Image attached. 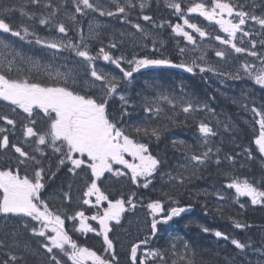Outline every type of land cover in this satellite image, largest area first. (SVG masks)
I'll use <instances>...</instances> for the list:
<instances>
[{
    "label": "snow or ice",
    "instance_id": "obj_1",
    "mask_svg": "<svg viewBox=\"0 0 264 264\" xmlns=\"http://www.w3.org/2000/svg\"><path fill=\"white\" fill-rule=\"evenodd\" d=\"M164 2L183 24L157 22L146 11L152 7V0H71V11L69 0H27L26 4L0 0V102L10 109V114H0V152L12 153L14 159V164L0 166V264H33L28 257L39 255L43 256L39 264H121L117 245L109 234L113 232V222L120 225L125 213L134 212L138 204L148 209L151 220L148 233L130 244L126 252L128 264H198L196 250L179 238V243L173 240L166 248L154 246L158 225L181 217L191 210V204H183L171 191H163L160 198L146 204L137 200L135 193L110 199L102 186L110 177H128L138 188L148 189L160 174L170 189H186L193 178L214 164L229 181L224 188L234 190V194L229 197L215 190L211 195L219 201L231 199L241 209L246 206L241 197L251 205L264 206V105L257 106L254 100L245 102L246 97L232 101L251 114V121L246 123L258 125V131L253 128L257 132L253 143L262 175L259 179H241L235 173L237 157L221 155V149L212 141L221 132L236 133L237 128L231 120H221L208 101L186 92L183 86L179 92L160 88L142 98L146 115L142 122L131 124L127 118L136 105L125 94L134 74L148 68L181 69L194 75L211 73L222 81L246 79L264 89V0H199L183 6L181 0ZM90 13L116 17L135 31H121L119 39L113 34L105 46L102 36L107 24L93 17L85 33L79 18ZM134 13L137 22L131 19ZM193 14L218 26L225 35L211 36L190 21ZM165 23L172 33L192 45L191 49L178 47L182 57L179 60L161 52L162 43L157 46L158 33L151 29L163 28ZM37 26L60 35H41ZM70 31L75 37L69 36ZM210 36L225 46L215 50L221 60L230 53L254 59L234 65L231 70L209 64L206 48L197 41ZM10 37L47 50L46 55L25 51ZM91 41L99 42L95 50ZM126 41L143 48L150 42L151 53L131 58L114 55L111 50ZM191 52H199V56L188 55ZM97 61L114 65L121 75L106 71ZM114 99L120 102L119 107L110 103ZM202 113L205 115L201 119L198 114ZM181 115L183 120H178ZM190 119L196 122L200 137L194 145L173 141L184 162L174 172L165 171L162 165L166 161L150 150V143L160 141L173 126H187ZM240 155L245 160L256 159L251 147L244 148ZM223 164L228 167L222 168ZM244 166L239 163L240 168ZM61 171L69 177L67 186L61 184L59 194L47 192V186ZM76 179L83 181V188L79 189L81 195L74 198ZM208 195L206 191L196 193L197 197ZM74 199L95 208L96 213L69 211ZM56 200H60L59 206L50 204ZM203 207L207 212V203ZM222 207L216 211L221 212ZM66 220L78 222V227L76 223L72 225L74 231L102 237V254L79 245L66 229ZM90 220L97 222L99 230ZM233 224L241 230L251 227L239 220H233ZM201 230L211 231L208 227ZM213 234L241 252L252 247L250 242H241L225 232L217 230ZM25 237L38 238V247L34 248ZM260 254L264 257V249Z\"/></svg>",
    "mask_w": 264,
    "mask_h": 264
},
{
    "label": "trees",
    "instance_id": "obj_2",
    "mask_svg": "<svg viewBox=\"0 0 264 264\" xmlns=\"http://www.w3.org/2000/svg\"><path fill=\"white\" fill-rule=\"evenodd\" d=\"M9 2L26 4L27 0H9ZM69 10H72L71 0H69ZM146 11L153 15L157 22L171 21L173 24H183V21L174 15L171 9L165 7V2H162V0H152V7L148 8ZM105 18L110 22V24H107L108 27L104 30V35L102 36L105 46L108 44L109 38L113 34H115L116 38L119 39V33L121 31H135L131 28V25L122 23L116 17ZM193 18L201 22H206L202 17H199L196 14H193L189 17L191 22ZM131 19L133 22H137L135 13ZM16 22H19V16L16 17ZM139 22L142 24L146 23L143 21ZM37 30L41 33V35L52 36V34L56 33L55 31L49 33L45 30V28L40 26H37ZM151 30L155 33H158L157 46L159 47L161 43L163 44V47L160 48V51L174 60H179L182 58L179 56L178 47L187 46L189 49L192 48V45L188 44L183 37L176 36L174 33H172L171 28L167 23H165L163 28ZM186 30L191 31L190 29ZM138 36L139 34H137V37ZM10 39L16 40L17 45L19 47H23L25 51L35 53L37 55H43V53H41V49H39L38 46L24 44L23 42L18 41L17 38L10 37ZM197 42L201 44V47L206 48V59L209 64L220 67L225 65L233 67L234 65H238L241 61L243 62L254 59L252 57H248L246 54L230 53L226 60L219 61V59L214 55L215 50L210 52L209 49H207L206 44L203 43V40L201 41L198 39ZM137 43H139L138 39ZM147 43L148 47L143 48L139 46H133L130 42L126 41L122 45L118 46L117 49H113L111 51L114 55H119V52H124L129 55L135 54L142 57L145 54L151 53L152 44L150 42ZM98 46L99 42L96 41V48ZM44 55H46V52ZM193 56H199V52H193ZM101 62L103 63V61ZM140 76L141 78L139 81H137L136 87H139L138 92H140L141 89L146 91L145 96H152L155 91L160 88L174 89L176 92H179L180 87L183 86L186 92L194 94L202 100L208 101L210 107L215 109L217 116L221 120H231L237 128V132H221L220 135L212 138L213 144L215 147H219L221 149V155L227 153L237 157L238 164L235 169V173L241 179L244 177H248L250 179L255 177L259 179V177L262 175L261 162L259 153L256 151L255 145L253 143L255 136L257 135V132L253 131V128L257 129L258 131V125L246 123V121H251V114L245 111L238 103H233L232 101L233 99L240 100L246 97L247 99L245 102L254 100L257 106L264 105V89H260L259 86H256L255 89L258 91V93H256L250 87L251 93L246 96L245 94L243 95L242 92L239 94L234 84L225 86V84H222L225 82V80L222 81L221 78L213 76L211 73L197 72V74L194 75L186 73L181 69L172 68H149L147 70H141ZM228 80L230 81V79ZM231 81L235 82L236 80ZM246 81H249L251 84H253L250 80ZM141 101L142 99L135 100L136 109L133 111V115H136L138 119L143 121V117H145L143 107L142 105L137 104V102ZM240 110H243L245 115L240 116ZM198 115L199 118L202 119L205 114L202 113ZM177 119L183 120V115L177 117ZM213 123L215 122L213 121ZM172 137H174V139ZM199 137L200 133L198 132L197 124L194 120L190 119L187 122V126L184 124H178L166 130L161 137L164 141H160L159 143H163V149L167 152L168 157L173 158L176 156V154L180 155L182 152L178 151L176 146L169 144L167 141H183L187 145H194L197 143ZM246 147H251L253 149V155L256 157V159L245 160L244 157L240 155L243 149ZM239 163H244L245 166L240 168ZM221 167L227 168L228 165L223 164ZM191 182V185H194L197 182H212V185L224 188V185H226L229 181L221 172L217 171V166L212 164L202 173L201 176L193 178ZM225 190V194L227 195L228 191L226 188L224 191ZM191 191H194V189L184 190V188H181L176 192V194L181 195L182 203H185L186 200L190 201L194 209V214H197L201 211L204 203H207L208 205L207 212H205L204 209L200 212V215L195 216L194 219H190L189 221H187L185 218L181 219L180 227H178L179 229H171L170 227L169 229H165L163 234L160 233L159 237H157V239L154 241V246L166 248L173 240H177L178 243L179 240H183L196 250L198 254V264H259L260 261L264 260V257H262L260 254V250L264 249V206L251 205L250 201H247V198H241L242 202H246L245 208L241 209L239 205L234 203L231 199L228 201H219L214 195L211 197H197L196 194H192ZM233 194L234 190L230 189L229 197H231ZM221 206H223L222 211L215 213L214 210ZM210 212H213L215 218L205 219L206 217L204 215H209ZM233 220H239L242 223L246 222L251 225V227L244 230L236 229L234 227ZM202 227H208L211 229V231L204 233L201 230ZM217 230L240 239L241 242H250L252 247L246 248L243 252H241L239 249H236L235 246H233L229 241H224L215 237L213 233ZM177 238H179V240Z\"/></svg>",
    "mask_w": 264,
    "mask_h": 264
},
{
    "label": "rangeland",
    "instance_id": "obj_3",
    "mask_svg": "<svg viewBox=\"0 0 264 264\" xmlns=\"http://www.w3.org/2000/svg\"><path fill=\"white\" fill-rule=\"evenodd\" d=\"M163 1L164 0H162V2ZM193 1L194 0H181L182 6L183 5H187V4H189V3L193 2ZM69 11H71V10H69ZM62 16H63V12L61 13V17ZM93 17H95V16H87V17H84V18H79V19H81L82 24L85 25V30H86V25H87L88 21L91 20V19H93ZM95 18L97 20H99L97 17H95ZM215 57H217V56H215ZM217 58L219 59V61H223L219 57H217ZM222 69L223 70H231L232 67H229V66H226L225 65V66H222ZM229 82L231 83L233 81L230 80ZM135 86H137V84H135L133 87L129 88L128 94H127V96L132 101L133 100H141L146 95V91H144L143 89H141L140 92H138V90H139L138 88L139 87H136V89H137L136 90L135 89ZM137 104L138 105H141V102H137ZM239 115L240 116H243V115H245V112L243 110H240L239 111ZM143 119H144V117H143ZM205 184H212V182L200 183L199 186H198V188L196 190H194V191H191V193L192 194H196V193H202V192H205L206 191V192L210 193V195H211V193L214 192L216 190V188H217V187H213V190L211 191V187L210 188L204 187ZM203 187H204V189H203ZM210 195H208V196H210ZM203 209H204V207L201 210H203ZM148 216H149V214H147V212L146 211H143V210H140L139 213H136L134 211V212H131L129 215H125L124 218L122 219V222L124 223V227L122 229L123 234H127L128 232H130V229H136V228L147 229V228H149L148 226H149L150 221L147 218Z\"/></svg>",
    "mask_w": 264,
    "mask_h": 264
},
{
    "label": "flooded vegetation",
    "instance_id": "obj_4",
    "mask_svg": "<svg viewBox=\"0 0 264 264\" xmlns=\"http://www.w3.org/2000/svg\"><path fill=\"white\" fill-rule=\"evenodd\" d=\"M16 135L19 136L20 133L17 132ZM6 156H8V154H7V155H4L2 152H0V166H2L3 164H6V163H12V164H13L12 161L9 162V160H8V158H7ZM59 188H60V187H59ZM158 228H159V229H167V228L162 227V226H161V227L158 226ZM177 228H178V226H174L173 229H177ZM148 229H149V228H148ZM25 238H27V237H25ZM126 263L128 264L127 260H126Z\"/></svg>",
    "mask_w": 264,
    "mask_h": 264
},
{
    "label": "bare ground",
    "instance_id": "obj_5",
    "mask_svg": "<svg viewBox=\"0 0 264 264\" xmlns=\"http://www.w3.org/2000/svg\"><path fill=\"white\" fill-rule=\"evenodd\" d=\"M192 196H193V195H192ZM188 198H189V197H188ZM200 203H201V202H200ZM192 210H194V209H193V206H192Z\"/></svg>",
    "mask_w": 264,
    "mask_h": 264
}]
</instances>
